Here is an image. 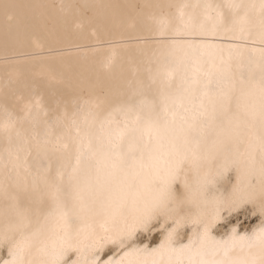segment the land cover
<instances>
[{
	"label": "snow or ice",
	"instance_id": "snow-or-ice-1",
	"mask_svg": "<svg viewBox=\"0 0 264 264\" xmlns=\"http://www.w3.org/2000/svg\"><path fill=\"white\" fill-rule=\"evenodd\" d=\"M0 19V264H264V0Z\"/></svg>",
	"mask_w": 264,
	"mask_h": 264
},
{
	"label": "bare ground",
	"instance_id": "bare-ground-1",
	"mask_svg": "<svg viewBox=\"0 0 264 264\" xmlns=\"http://www.w3.org/2000/svg\"><path fill=\"white\" fill-rule=\"evenodd\" d=\"M3 2V0H0ZM12 2L19 4L29 3H61L71 2V0H12ZM80 3H120V4H144V3H170L174 0H76ZM125 27L131 26V21H124ZM6 39L10 40V37H6L3 31V21L0 19V89L3 87V76H4V62H3V49ZM110 54V53H109ZM106 56H98L95 60L90 61L88 65V71L93 75V78L99 76L101 79H107L110 73L105 68ZM45 86H48V82L45 81ZM51 88L61 93H67L71 91L70 84L66 78H58L51 83ZM86 94V93H85Z\"/></svg>",
	"mask_w": 264,
	"mask_h": 264
}]
</instances>
